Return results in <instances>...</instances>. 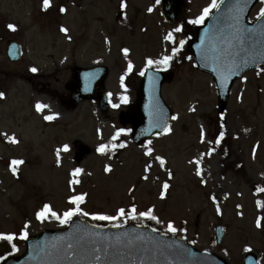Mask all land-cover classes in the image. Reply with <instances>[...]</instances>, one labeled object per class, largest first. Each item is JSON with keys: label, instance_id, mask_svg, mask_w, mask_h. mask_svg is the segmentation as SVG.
<instances>
[{"label": "rangeland", "instance_id": "1", "mask_svg": "<svg viewBox=\"0 0 264 264\" xmlns=\"http://www.w3.org/2000/svg\"><path fill=\"white\" fill-rule=\"evenodd\" d=\"M182 1L184 10L177 21L166 24L160 15L161 0H125L126 9H121V0H51L47 10L43 0H0V92L5 93L0 98V133L15 135L19 141L13 144L0 135V233L15 235V254L24 251L20 233L25 224L29 225L28 236H33L43 230L62 229L74 218L91 219L78 214L62 225L54 218L40 222L35 215L45 203L62 215L75 207L69 204V197L86 194L80 207L90 214L117 215L119 208L130 213L135 207L138 219L126 215L116 220L118 225H146L138 213L153 208L165 229L173 223L178 229L173 235L184 237L195 248L220 255L229 264H242L245 254L252 253L258 264H264V226L256 225L258 219L264 225V207L258 205L264 204V192L256 191L264 187V72L260 71L264 66L235 82L220 122L211 77L197 70L192 61L174 66V78L161 92L178 119L172 121L170 133L150 139L153 155L164 157L165 167L145 156L142 145L147 141L136 146L130 133L119 137L126 148H109L103 155L96 151L100 144L109 143L118 129H130L119 124L118 115L134 102L147 58L171 54L173 44L164 37L176 27L182 31L173 34L177 43L186 41L185 49L197 26L188 21L202 15L212 3ZM62 7L66 12L60 11ZM261 7L260 2L255 5L249 21L257 18ZM9 24L15 25L16 31H11ZM61 27L69 30L67 35ZM8 42L21 46L19 62L6 58ZM124 48L130 50L127 57ZM129 60L134 66L131 73H127ZM99 65L109 70L105 89L112 94L111 98L108 95L112 103L121 104L118 109L110 102L106 111L90 100L72 103L69 89L64 88L73 85L76 67ZM32 67L38 72H31ZM125 95L127 104L120 101ZM37 103L49 107L37 112ZM51 114L57 118L45 121L43 117ZM218 130L225 133L222 148L212 144ZM65 144L70 151L61 152L58 165L56 150ZM80 144L90 149L81 160L77 159ZM223 148L228 150L225 161L218 150ZM13 159L25 162L18 166L17 175L10 168ZM197 159L202 176L196 174ZM235 162L241 167L231 169L228 165ZM148 163L152 167L145 172ZM106 165L112 172L104 171ZM75 168L83 169L78 177L71 175ZM73 179L80 183L70 185ZM165 182L170 187L161 198ZM217 225L224 230L219 246L214 239Z\"/></svg>", "mask_w": 264, "mask_h": 264}, {"label": "water", "instance_id": "2", "mask_svg": "<svg viewBox=\"0 0 264 264\" xmlns=\"http://www.w3.org/2000/svg\"><path fill=\"white\" fill-rule=\"evenodd\" d=\"M258 0H248V7L241 16L245 28L256 29L254 34H244L241 39L234 35L235 5L237 0H222L214 14L203 26L196 28L195 38L188 44V52L199 70L208 73L217 88L218 111L222 115L235 80L245 72L264 65V19L248 22V14ZM181 0H162L161 15L167 23H173L180 11ZM10 61L21 58V48L16 43L8 47ZM247 60L248 63L244 64ZM233 61L240 65L239 75H228ZM136 100L126 112L119 114L122 126L130 124L131 139L135 145L157 135L159 128L149 129L150 121L162 113L164 121L170 124L172 114L162 100L161 87L170 83L173 75L151 68L144 69ZM108 70L105 66L76 68L71 100L79 103L93 101L101 111L108 108L104 81ZM83 145L78 147V159L89 154ZM216 241L221 244L223 233L216 227ZM73 248L68 249V244ZM24 254L11 257L0 264H228L227 261L210 252L199 251L190 246L184 238L166 236L152 228L129 224L118 228L94 227L74 219L63 230H44L37 236L25 240ZM100 249L96 253L95 249ZM95 255L101 258L95 260ZM244 264H257L252 254L245 257Z\"/></svg>", "mask_w": 264, "mask_h": 264}, {"label": "snow or ice", "instance_id": "3", "mask_svg": "<svg viewBox=\"0 0 264 264\" xmlns=\"http://www.w3.org/2000/svg\"><path fill=\"white\" fill-rule=\"evenodd\" d=\"M157 3H159V0H156ZM222 2V0H221ZM260 4L264 5V0H259ZM51 6V0H43V8L44 10H47L48 8H50ZM121 9H126L127 8V4L125 2V0H121V4H120ZM219 7V4L217 3V0H212V3L210 4L209 7H205L203 9V13L202 15H200L199 17H197L196 19L193 20H189L188 23L193 24V25H199V24H203L205 21V18L209 15V13L212 11V9H216ZM235 7V15L233 16V19L235 21V23L232 25V27L235 29V33L234 35L236 36L237 39H241L242 41V37L244 34H254L256 32V29H250V28H245L241 22V16L244 13L245 9L248 7V0H237V4L234 6ZM61 12H66L65 8H61L60 9ZM149 12H152L153 9L149 8L148 9ZM257 19H264V7H261L259 9L258 15H257ZM11 31H16V26L9 24L7 26ZM60 31L63 32L65 35L68 34V29L66 27H61ZM182 31L181 27H176L173 29V31H170L167 33V35L164 37V39L168 42H171L173 44V47L171 48V54H165L162 57L158 58V59H153V58H147L146 60V66L147 68H152L153 66H155L156 71H161V70H166L171 62L173 61V59L177 56H179V54L181 53V50L184 48L186 41L184 39H180L179 42L177 43L176 38L174 36V32L175 33H180ZM69 39H71V37H69ZM123 54L125 57H127L129 55V49L128 48H124L122 49ZM264 55V54H262ZM248 61L245 60L244 64H247ZM133 64L132 62L129 60L128 65H127V73H131L133 71ZM240 65L236 64L233 61L232 67L230 68L228 75L223 76L222 77V82L223 83H227L228 81V76L232 75L233 73H235L236 75H239V69ZM31 72L36 73L38 72V68L36 67H32L30 69ZM261 72H264V68L260 69ZM141 76L145 75V72L142 70L139 73ZM258 75L260 74L259 72L257 73ZM121 85H123L124 83V77L122 76L121 78ZM245 82H246V77L244 78ZM109 97L111 98L112 94L109 93L108 94ZM5 96V93L0 92V98H3ZM241 99H242V95H241ZM120 101L123 104H127L129 102V98L128 96H121L120 97ZM109 102L111 103L112 107L114 109H118L121 107L120 103H112L111 99L109 100ZM37 112H42L43 110H45L46 108H48L49 106L43 103H37L35 105ZM191 111H195V108H192ZM45 121H53L54 119L57 118V114H51V115H45L44 117ZM224 117L222 116L221 119H223ZM172 120H176L178 119L177 116H173L171 117ZM152 128H159L161 131L158 133V135H162V134H168L172 131V128L169 124H167L166 121H164L163 119V114L159 113L157 114L154 119L152 121H150V125H149V129H147L146 131H150ZM131 129H123L120 128L118 129L115 134L111 137V140L109 143H102L100 144L96 151L103 155L108 153L109 148H111L112 150H115L117 148L119 149H124L127 147V144L125 142L119 141V137H121V135H127L129 133H131ZM0 135H4L7 137V141L13 144L19 143V141L17 140V138L15 137V135L12 136H8L7 133H0ZM225 133L223 131H221L219 133V138L215 141L216 144H220L221 141L224 139ZM204 141V132L203 129L201 130V142ZM152 144V140H148L147 144L142 145L145 148V156L151 157L153 160L158 161L161 167H165L166 166V160L164 157L159 156V155H153L154 153V149L152 147H150V145ZM259 148V144H257L256 146L253 147L252 150V157L253 159H255L256 157V152L257 149ZM70 151V147L69 145L65 144L62 146V148H58L56 150V156H57V164L59 165L60 163V154L61 152H68ZM208 155H211V152L208 153ZM25 162L22 159H13L10 162V168L11 171L13 173V175H17L18 172V166L24 164ZM195 164L197 165V170H196V174L197 176H202V172L201 169L199 167L200 165V160L197 159L195 161ZM152 167L151 163H148L145 165V172H148ZM112 167L110 165H106L104 171L107 173L112 172ZM83 172V169L81 168H75L74 171L71 173V175L73 177H78L81 173ZM169 178L172 177V173L171 171L168 172ZM145 180L148 179V177L145 175L143 177ZM70 185H74V184H79L80 181L78 179H73L69 181ZM170 184L168 182H165L163 184V191L161 192V198H164L165 193L167 192V190L169 189ZM134 190V189H133ZM257 192H264V187H257L256 189ZM85 195L86 194H80V195H74L69 197V204L70 205H75V207H70L68 210L64 211L61 214H59L57 211H54L52 206L45 203L42 207V209L38 212H36V219L40 222H44L46 219L49 218H54L56 221H59L60 224H66L68 223V221H70L72 219V217L76 216V215H82L84 217H88L91 216L92 220H96V221H116L117 219L121 218V217H125L126 215H130L132 219H136L137 218V209L135 207L131 208L130 213L126 212L125 208H119L118 209V214L117 215H102V214H90L87 211H84L80 205L82 204V202H84L85 200ZM213 201H215V197H212ZM258 205L260 207H264V204H260L258 202ZM239 207V206H238ZM220 207L217 204V212L220 213ZM139 217L142 218H147L149 220L152 221H156L157 224L160 223V220L158 219V217L156 215H154V209L153 208H149L146 211H142L138 213ZM257 227H262L264 225L261 224V220L258 219L256 222ZM29 225L25 224L24 228L22 230V232L20 233V239H27L28 238V229ZM167 230L169 232H171L172 234H176L178 229L173 225V223L169 222L167 225ZM155 231V229H154ZM15 235L13 234H3L0 233V241H7L9 243H11V247L13 249V251L17 250V246L15 243H12V241H14L15 239ZM73 245L70 243L68 244V249H72ZM96 253L100 252V249H95L94 250ZM246 251H250V249H246ZM95 260L99 261L100 260V256L99 255H95Z\"/></svg>", "mask_w": 264, "mask_h": 264}, {"label": "trees", "instance_id": "4", "mask_svg": "<svg viewBox=\"0 0 264 264\" xmlns=\"http://www.w3.org/2000/svg\"><path fill=\"white\" fill-rule=\"evenodd\" d=\"M189 60H190V58H189V56H188V54L185 52V51H183V52H181L180 54H179V56H177V57H175L174 59H173V61L171 62V64H170V66H169V70H174L175 69V67H177V66H181V65H183V64H185V63H187V62H189ZM175 66V67H174ZM136 78V76L134 77V79ZM136 80V79H135ZM221 132V130H218V131H216V132H214V135H213V138H212V144L213 145H215V146H218V147H220V148H222V143H223V140L221 141V143L220 144H216L215 143V141L219 138V133ZM219 150V152H220V154H221V156H222V159H224V161H225V159L227 158V152H228V150L226 149V148H223V149H218ZM231 169H233L234 167H241V163H239V162H235V163H233V164H229L228 165ZM137 219H138V217H137ZM85 220H87V221H89L90 223H93V224H95V225H112V224H114V225H118L119 224V222L118 221H96V220H92V219H85ZM144 222L147 224V225H149V226H153V227H155L156 229H159V230H161V231H168L167 230V228L165 229V226H163L162 225V223H159V224H157L156 223V221H152V220H149V219H147V218H145L144 219ZM13 251V249H12V247H11V244H9L7 241H5V242H2L1 244H0V256H2L3 255V253H5V252H12Z\"/></svg>", "mask_w": 264, "mask_h": 264}]
</instances>
